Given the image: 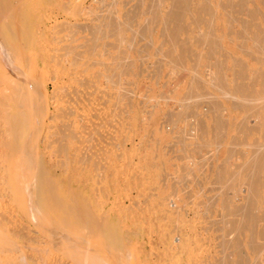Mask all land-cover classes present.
I'll use <instances>...</instances> for the list:
<instances>
[{
    "label": "rangeland",
    "instance_id": "rangeland-1",
    "mask_svg": "<svg viewBox=\"0 0 264 264\" xmlns=\"http://www.w3.org/2000/svg\"><path fill=\"white\" fill-rule=\"evenodd\" d=\"M150 1L2 2L0 58L20 70L22 84L3 78L0 60V264H72L75 256L85 262L100 250L117 264H220L227 254L226 263L255 264L249 245L260 234L249 237L264 220L263 186L254 205L262 212L253 209L257 225L246 223L240 233L244 222L233 224L243 215L235 211L255 199L242 187L258 185L256 173L264 172L253 167V153L264 155V53H255L264 0H211L215 13L198 0H153L149 9ZM186 6L193 10L178 8ZM176 28L189 43L174 38V47L169 35ZM241 73H248L245 80ZM7 167L15 169L7 175ZM225 207L237 220L223 218ZM224 224V231L216 229ZM228 227L236 229L228 243L241 241L242 255L235 244L229 255ZM81 241L90 245L86 254L76 246Z\"/></svg>",
    "mask_w": 264,
    "mask_h": 264
},
{
    "label": "bare ground",
    "instance_id": "bare-ground-1",
    "mask_svg": "<svg viewBox=\"0 0 264 264\" xmlns=\"http://www.w3.org/2000/svg\"><path fill=\"white\" fill-rule=\"evenodd\" d=\"M3 1H4V0H3ZM3 1H2V0L0 1V2H1V3H0V6H1L0 10H4L5 6H4L3 4H5V2L7 3L8 0H7V1L5 0L4 2H3ZM15 1L17 2L18 0H15ZM20 1H22V0H20ZM101 1H102V0H101ZM140 1H142V0H140ZM151 1H152L153 3L157 2V4L160 5L159 0H158V1L155 0V2H154L153 0H151ZM151 1H150V2H151ZM171 1H172V0H171ZM173 1L176 2V0H173ZM177 1H178V0H177ZM196 1H197V0H196ZM198 1H200L201 3H204V6H205V7H203V11H206V12H209V13H213V12L215 13V12H216L215 9H213V8L211 7V5H213V4L210 5L211 0H198ZM2 2H3V4H2ZM9 2H10V1H9ZM144 2H145V0H144ZM152 2H151V3L148 2L149 9H151V7H150L149 4H152ZM162 2H163V1H162ZM165 2H166V1H165ZM175 2H174V3H175ZM141 3L143 4V2H141ZM141 3H140V4H141ZM163 3H164V2H163ZM167 3H168V2H167ZM174 3H172V5H173L172 8L177 9V8L174 7V5H175ZM176 3H177V2H176ZM10 4H11V3H10ZM10 4H9V6H11ZM136 4H138V3H136ZM140 4H139V6H142V5H140ZM144 4H145V3H144ZM230 4H231V3H230ZM237 4H238V3H237ZM237 4H235V6H236ZM2 5H3V6H2ZM152 5H153V4H152ZM163 5H164V4H163ZM163 5H161V7H162ZM6 6H7V4H6ZM135 6H138V5H135ZM139 6H138V8H139ZM221 6L224 7V5H222V4H221ZM227 6H229V4H228ZM227 6H226V7H227ZM231 6H232V5H231ZM3 7H4V8H3ZM142 7L144 8V6H142ZM142 7H140V8H142ZM165 7H167V5H166ZM238 7H240L239 4H238ZM2 8H3V9H2ZM11 8H12V6H11ZM14 8H15V7H14ZM133 8H134V6H133ZM135 8H137V7H135ZM147 8H148V7H147ZM169 8L172 9L171 6H169ZM169 8H168V9H169ZM178 8H180V10H182V11H184V12H188V11H192V10H193V9L191 10V9L188 8L187 6H186V7H178ZM230 8H231V7H230ZM232 8H233V7H232ZM232 8H231V9H232ZM240 8L242 9V7H240ZM149 9H148V10H149ZM152 9H153V8H152ZM156 9L158 10V6L156 7ZM159 9H160V8H159ZM223 9H224V8H223ZM231 9L229 10V12H231V11L233 10V9H232V10H231ZM5 10H6V9H5ZM8 10H9V9H8ZM8 10H7V11H8ZM154 10H155V6H154V9H153V12H154V13L152 12V15H153V16L155 15V13H158L157 10H155L156 12H155ZM216 10H217V9H216ZM225 10H226V9H225ZM227 10H228V9H227ZM238 10H239V12H240V11H243V10H240V9H238ZM130 11H131V10H130ZM132 11H133V9H132ZM136 11H137V10H136ZM136 11L134 10L135 14L139 13V9H138V12H136ZM140 11H141V10H140ZM145 11H147V10H145ZM145 11H144V12H145ZM160 11H161V9H160ZM162 11H164V10L162 9ZM167 11H168V10H167ZM172 11H173V10H172ZM172 11L170 10V12H172ZM177 11H178V10H177ZM2 12H4V11H2ZM9 12H10V10H9ZM144 12L142 11V12H140V13H144ZM148 12H149V11H147L146 13H148ZM150 12H151V11H150ZM175 12H176V11H174V13H175ZM179 12H180V11H179ZM179 12H176V13L179 14ZM235 12H237V11H236V10L233 11V13H235ZM160 13H161V12H160ZM172 13H173V12H172ZM172 13H171V14H172ZM148 14H149V13H148ZM171 14H169V12L167 13V15H170L169 17H172ZM182 14H184V13H182ZM144 15H145V13H144ZM167 15H166V16H167ZM251 15H253V14H251ZM123 16H124V15H123ZM153 16H152V17H153ZM156 16H158V15L156 14ZM254 16H256V15H254ZM132 17H133V15H132ZM139 18H140V15H139ZM147 18H148V17H147ZM253 18H254V17H253ZM130 19H131V18H130ZM133 19H134V18H133ZM133 19H132V20H133ZM152 19H153V18H152ZM152 19H149V20H151V22H152ZM155 19H156V17H155ZM125 20H126V19H125ZM125 20H124V21H125ZM233 20H234V19H233ZM130 21H131V20H130ZM119 22H120V21H119ZM128 22H129V21H128ZM133 22H135V21H133ZM149 22H150V21H149ZM151 22H150V23H151ZM232 22H233V21H232ZM246 22H247V21H246ZM248 22H249V20H248ZM248 22H247V24H248ZM120 23H121V22H120ZM131 23H132V22H131ZM153 23H154V21H153ZM250 23H251V22H250ZM250 23H249V25H247V26H250ZM254 23H255V25H256L257 27H258V25H260V23H258V25H257V22H254ZM100 24H101V23H100ZM100 24H99V25H100ZM129 24H130V23H129ZM129 24H128V26H129ZM139 24H140V23H139ZM145 24H146V23H145ZM145 24H144V25H145ZM169 24H170V23H169ZM242 24H243L245 27H247V26L245 25V22H243ZM118 25H119V24H118ZM120 25H121V24H120ZM97 26H98V25H97ZM136 26H137V25H136ZM145 26H146V25H145ZM145 26H143V27H145ZM153 26H154V25H153ZM170 26H171V24H170ZM256 26H254V27L257 28ZM99 27H100V26H99ZM140 27H141V26H140ZM245 27H244V28H245ZM261 27H262V25H261ZM97 28H98V27H97ZM118 28H119V27H118ZM141 28H142V27H141ZM98 29H99V28H98ZM122 29H123V27H122ZM139 29H140V28H138V30H139ZM142 29H143V28H142ZM142 29H141V30H142ZM153 29H154V28H153ZM177 29H178V28L175 29V30L177 31V33H174L175 31L172 32V29L170 30V31H171L170 34L172 33V35H169V38L171 39L172 36L175 35V37L173 36V41L171 40V42H174V38H175V40H178V38H179V40H178L179 42H178V43H180V40H182V38L179 37V34L181 33V31H180V33H178L179 29H178V30H177ZM92 30H93V29H92ZM99 30H102V29H99ZM144 30H145V28H144ZM144 30H143V31H144ZM146 30H147V28H146ZM146 30H145V31H146ZM150 30H151V29H150ZM248 30H249V29H248ZM261 30H262V28L260 29V31L257 30V31H259V32H258V35H255L257 31H253V32H252V33L255 32L254 35L260 39V40L258 41V38H255V36H254L253 38H255V41L257 40L258 42H260V43L262 44V45H260V47H261V49H263V51H261V49H260L259 47L257 48V44H258V42H257V41H256L257 43L255 42V43H256L255 45H256L257 50H258V49L260 50V52H259V50L257 51V50L255 49V50H256L255 53H259V54H260V53H261V54L264 53V46H263V42H264V30H263V31H261ZM93 31H94V30H93ZM93 31H92V32H93ZM95 31L97 32V30H95ZM114 31L116 32L115 29H114ZM114 31H112V32L114 33ZM251 31H252V29L250 28V32H249V33H251ZM98 32H99V31H98ZM118 32H119V34H120V31H118ZM134 32H135V30H134ZM134 32H133L132 34H134ZM140 32L142 33V31H140ZM243 32H244V29H243ZM246 32H247V31H246ZM116 33H117V32H116ZM173 33H174V34H173ZM252 33H251V34H252ZM92 34H93V33H92ZM165 34H166V35H163V36H166V37H167V36H168V35H167L168 33H165ZM176 34H178V37H177V38H176V36H177ZM101 35H102V33H101ZM109 35H110V34H109ZM109 35H107V37H109ZM114 35H115V34H113L112 36H114ZM117 35H118V33H117ZM140 35H141V34H140ZM151 35H152V34H151ZM94 36H95V35H94ZM105 36H106V35H105ZM110 36H111V35H110ZM119 36H120V35H119ZM144 36H146V35H144ZM170 36H171V37H170ZM243 36H244V35H243ZM243 36H242V37H243ZM107 37H106V38H107ZM114 37H115V36H114ZM139 37H140V36H139ZM142 37H143V36H142ZM166 37H165V39H166ZM98 38H99V37H98ZM98 38H97V40H98ZM101 38H102V37H101ZM150 38H151V37H150ZM251 38H252V36H251ZM253 38H252V39H253ZM140 39H141V38H140ZM244 39H245V36H244ZM244 39H243V40H244ZM89 40H90V39H89ZM91 40H92V39H91ZM130 40H131V42H133V39L130 38ZM204 40H205V39H204ZM92 41H94V39H93ZM139 41H141V40H139ZM150 41H151V40H150ZM183 41H185V40H182V42H183ZM199 41H201V40H199ZM202 41H203V40H202ZM244 41H245V40H244ZM252 41H254V40H252ZM171 42H169V43H171ZM176 42H177V41H176ZM176 42H174V47H176L175 45H177V44H175ZM92 43L94 44V42H92ZM134 43H135V42H134ZM151 43H152V42H151ZM163 43H164V41H163ZM185 43H186V41H185ZM187 43H189V42H187ZM187 43H186V44H187ZM203 43H204V41H203ZM260 43H259V44H260ZM90 44H91V43H90ZM95 44H96V42H95ZM95 44H94V45H95ZM99 44H101V43H99ZM252 44H253V43H252ZM259 44H258V45H259ZM171 45H172V44H171ZM171 45H170V46H171ZM255 45H254V47H255ZM179 46H180V48H181V47L184 48V47H183V43H182V46H181L180 44H179ZM90 47H91V46H90ZM171 47H172V46H171ZM91 48H92V47H91ZM188 48H190V47H188ZM76 49H77V48H76ZM93 49H95V47L92 48V50H93ZM169 49H170V48H169ZM171 49H172V48H171ZM251 49H252V48H251ZM88 50H89V49H88ZM139 50H140V48H139ZM248 50H249V51H245V52H247V53H248V52H249V53L252 52V53H253V51H254V50H251V51H250V49H248ZM74 51H75V48H74ZM89 51H91V50H89ZM95 51H96V50H95ZM93 52H94V51H93ZM71 53H72V51H71ZM75 53H76V51H75ZM75 53H73L72 55H74ZM78 53H79V52H78ZM78 53H77V55H78ZM249 53H248V54H249ZM248 54H247V55H248ZM91 55H92V54H91ZM93 55H94V53H93ZM99 55L101 56L102 54H99ZM74 56H75V55H74ZM263 56H264V55H263ZM77 57H79V56H77ZM80 57H81V56H80ZM215 57H216V56H215ZM254 57H255V56L253 55V58H254ZM225 58H226V56H225ZM253 58H252V59H253ZM257 58H258V56L256 57V60H257ZM260 58H261V57H259L257 61H260V63H261L262 61H261ZM263 58H264V57H263ZM4 59H5V58H4ZM212 59H214V58H212ZM216 59H219V58H216ZM223 59H224V58H223ZM0 60H1V62H2L1 65H2L3 67L6 65V66L4 67L5 69L3 68L4 71H6L5 73H3V74H4V75H3V78L6 77V78H4V79H6V80H8V81L11 80V82L9 81V84H10V83L17 84V85H18V84H22V83H20V82L22 81L20 73L18 72L19 74H18V75L16 74V70L18 71L19 69H16V66H15V65H14V66L10 65L11 67H10V66L8 67L7 64L4 65V61L7 62L6 59L3 61L2 58H0ZM219 60H220V59H219ZM262 60H264V59H262ZM225 61H226V59H225ZM225 61L223 60L222 62H224V63L226 64ZM222 62H221V60H220V63H222ZM7 63H9V62H7ZM220 63L218 62V63H215V65L213 64V65H214L213 67H215V66L218 65V64H219V67H220ZM243 63H244V62H243ZM9 64H10V63H9ZM9 64H8V65H9ZM103 64H105V62H104ZM225 64H224V65H225ZM241 64H242V62L239 63L240 68H241V66L243 65V64H242V65H241ZM244 64H245V63H244ZM207 65H208V64H207ZM209 65H210V64H209ZM209 65H208V66H209ZM234 65H235V64H234ZM237 65H238V64H237ZM106 66H107V65H106ZM211 66H212V65H211ZM221 66H223V63L221 64ZM228 66H229V65H228ZM243 66H244V65H243ZM246 66H248V65L245 64V67H246ZM213 67H210V68H213ZM234 67H235V66H234ZM236 67H237V66H236ZM245 67H242V68H244V70H245ZM17 68H18V67H17ZM217 68H218V66H217ZM222 68H223V67H222ZM222 68H221V69L219 68V70H222ZM225 68H226V66H224V69H225ZM246 68H247V67H246ZM3 69H2V71H3ZM215 69H216V68H215ZM256 69H258V68H255V69H254V70H255V73H256L257 71H261V72H262V70H263V69L261 68L262 70H257V71H256ZM216 70H218V69H216ZM254 70L252 69V72H254ZM19 71H20V70H19ZM222 71H223V70H222ZM222 71H220V72H221L220 76H221V75L224 76V74H225V72H222ZM234 71H235V70H234ZM238 71H240V69H238ZM246 71H248V70H246ZM246 71H245V72H246ZM240 72H242V70H241ZM250 72H251V70H250ZM223 73H224V74H223ZM262 73H263V72H262ZM241 74H243V73H241ZM241 74H239V75H241ZM244 74L248 75V73H244ZM244 74H243V76H240V79H242V77H245V76H246V75H244ZM259 74H261V73L258 72V73L255 75V76H257V78L255 77V78H256L255 81H257V79H258V75H259ZM263 74H264V73H263ZM263 74H261V76H260V75H259V76L262 77ZM225 75H226V74H225ZM253 75H254V74H253ZM224 77L227 78L226 76H224ZM224 77H222V80H223ZM250 77H252V74H251ZM263 77H264V75H263ZM247 78H249V77L247 76ZM247 78H246V79H247ZM243 79L245 80V78H243ZM243 79H242V80H243ZM249 79H250V78H249ZM262 79H263V78H262ZM262 79H259V80H262ZM6 80H5L4 82L7 83ZM16 80H17L18 82H17ZM222 80H221V77H220V81H222ZM224 80H226V79H224ZM12 81H13V82H12ZM14 81H15V83H14ZM226 81H227V80H226ZM226 81H224V82H226ZM262 81H263V80H262ZM224 82H223V87H224V86H227V85H225L226 83L224 84ZM252 82L256 84L258 81H257V82H254V81L252 80ZM252 82H249V88H250V86H253V85H254V84H253V85H250V83L252 84ZM6 83H5V85L7 86ZM221 83H222V82H221ZM227 83H228V82H227ZM260 83H261V82H258L257 84L259 85ZM263 83H264V81H263ZM10 85H11V84H10ZM263 85H264V84H262V87H263ZM243 86L245 87V85H243ZM243 86H242V87H243ZM8 87H9V86H8ZM14 87H15V86H14ZM228 87H229V86H228ZM246 87H247V85H246ZM253 87H254V86H253ZM253 87H252V88H253ZM262 87H261V85H260V89H259V91H261V88H262ZM6 88H7V87H6ZM9 89H10V88H9ZM9 89L7 88L6 90L9 91ZM13 89H14V88H13ZM224 89H225V87H224ZM241 89H242L241 91H242V92H245V93L248 91L247 93H248V95H250V92H251V91L249 92V90H246L245 88H244V89H245L246 91H244L243 88H241ZM250 89H251V88H250ZM256 89H258V88L256 87ZM263 89H264V88H262V91H263ZM11 90H12V89H11ZM227 91H229V90H227ZM241 91H240L239 93H242ZM255 91L257 92V90H255ZM255 91H254V93H252L253 91L251 92V93H252L251 96L254 95L253 97H255L256 95H259L260 92L258 91V93H255ZM262 91H261V92H262ZM13 92H14V91L10 92V93H12V95H11L10 93H9V95L14 96L15 93L13 94ZM234 93H236V91H235ZM247 93H246V94H247ZM262 93H264V91H263ZM262 93H260V95H261ZM246 94H245V95H246ZM255 94H256V95H255ZM4 95L6 96V98L8 97V96H7L8 94H4ZM243 95H244V93H243ZM245 95H244V96H245ZM260 95H259V96H260ZM262 95H264V94H262ZM251 96H250V97H251ZM256 97H257V96H256ZM4 98H5V97H4ZM6 98H5V99H6ZM8 98H9V100L12 99V97H11V98L8 97ZM8 98H7V99H8ZM260 98H263V96H261ZM216 100H218V99H216ZM218 102H219V100H218ZM218 102H215V103H218ZM220 107H221V106H220ZM216 108L218 109V108H219V105H218V107H216ZM263 108H264V106H263ZM263 108L261 107V109H263ZM263 110H264V109H263ZM263 110H262V111H263ZM73 113H74V112H73ZM67 115H68V117H69V114H67ZM72 115H73V114H72ZM65 118H67V117H65ZM261 118H262V116H261ZM65 120H66V119H65ZM67 121H68V120H67ZM67 121H66V122H67ZM75 121H76V119H75ZM256 122H257V121H256ZM262 123L264 124V122H262ZM67 124H69V123H67ZM254 124H255V122H254ZM254 124L251 125V128L249 127L250 130L253 129V128H252L253 126L256 128V125H254ZM260 126H261V124H260ZM263 126H264V125H263ZM258 129H259V131H260L261 128H257V130H258ZM253 130H255V129H253ZM251 131H252V130H251ZM255 131H256V130H255ZM263 133H264V128H263ZM263 133H262V135H264ZM66 134H67V133H66ZM263 140H264V138H263ZM257 145H258V144H257ZM258 146H259V145H258ZM258 148L260 149V147H258ZM263 149H264V148H263ZM260 150H261V149H260ZM232 151H233V150H232ZM259 152H260V151H259ZM231 153L233 154V152H230V154H231ZM234 153H235V152H234ZM236 153H237V154H233V155H235V156L238 155V152H236ZM239 153L241 154V152H239ZM262 153H263V151H261V153L258 154V150H257L256 152H254L253 154L256 155V159H255V160H254L255 155H254L253 158H252V156L250 157V158H252V161L254 160L253 162H255V163H254L255 165L253 164V162L251 163V161H250L251 159H250V158H249L250 160L247 161L249 164L254 165L253 167L256 166V167L258 168L259 171H260V169H262V170L264 171V155H263ZM242 154H243V153H242ZM257 154H258V155H257ZM242 156H243V155H242ZM240 157H241V156H240ZM243 159H244V158H243ZM243 163H244V162H243ZM248 163H247V166L245 165L246 168H247V167L249 168V166H252V165H249ZM16 166H17V165H16ZM16 166H14V167H16ZM12 167H13V166H12ZM253 167H251V168H252V169H255V168H256V167H255V168H253ZM248 168H247V170H248ZM257 168H256V169H257ZM5 169H8V167L5 168ZM14 169H15V168H14ZM14 169L12 168V170H10V168H9V169H8L9 171H8V170H5V172H6L7 175H8V173L11 174L10 172H13ZM16 169H17V168H16ZM249 169H250V168H249ZM250 170H251V169H250ZM250 170H249V172H250ZM258 170H254V171L257 172ZM7 171H8V172H7ZM251 171H252L251 174H254L253 170H251ZM260 172H261V171H260ZM24 173H26V172H24ZM251 174H250V175H251ZM262 174H264V172L261 173V174L258 173V172L256 173L257 177L261 180V181L259 180L260 183H259L258 185L254 186V184H250V185L247 184V185H244V187L241 186V187H242L241 190L244 191L245 194H246V193H247V194L250 193V194H249V195H250V198H251L253 195H255V197H254L255 199H254V200H252V199H253V197H252L251 200H247V201H245V203H247V202L249 201L248 203H250V204H252V205L250 206V204H249V205L247 204V205H245L244 208H238V209L236 210V207H238V205H237V204H234V205H235V206H234L235 209H234V208H231V207L229 208V211H230L231 209H232V211H233V209H234V211L236 210L235 212H237L238 214H239V212H241V215L243 214L242 216H239L240 214H239V215L237 214V216H236V213L234 212L236 217L239 216V217L242 218V219L240 218L241 220H237V219L233 216V214L231 215V217H232V216L234 217V219H232V220H234V221L237 220V221H235L236 224H235V223H234L235 225L233 224L234 227L236 226V227L238 228V224L240 225V224H241L240 222H242V221L244 222V223H242L243 226L240 225L239 228H238V231H239L240 233H242L243 230L247 231V229H248V228L244 227V224L246 225V223H248V226H250L249 223H250V222H253L252 224H256V225H257L256 222H257V221H258V222L260 221V220L257 219V217H258V214H259L260 212H262V211L259 210V209H257V206H254V205H255V203L257 204V202H260V200L257 201L258 198H261V197H262L261 199H264V198H263L264 196H261V197H260V196L258 195L259 192H260L259 190H262V188L264 187V178L262 177ZM23 175H24V174H23ZM23 175H22V176H23ZM27 176H28V175H27ZM263 176H264V175H263ZM17 179H18V178H17ZM20 180H21V179H20ZM4 184H6V183H4ZM4 184H2V185H4ZM8 184H9V183H8ZM8 184H7V185H8ZM230 185H232V184H230ZM233 186H234V185H233ZM261 186H263V187H261ZM7 187L10 188V186H7ZM7 187H4V188H5V189H8ZM241 187H240V188H241ZM260 188H261V189H260ZM231 189H232V188H231ZM231 189H230V190H231ZM238 189H239V188H238ZM238 189H237V190H238ZM230 190H228V191H230ZM232 190H233V189H232ZM6 191H7V190H6ZM228 191H227L226 193H228ZM235 191H236V190H235ZM235 191H234V192H235ZM242 191H240V192H242ZM262 191H263V190H262ZM262 191H261V193H263ZM8 193H9V192H7V194H8ZM261 193H260V194H261ZM247 194H246V195H247ZM11 195H12V193H11ZM11 195L8 194L7 197H10ZM234 195H235V193H234ZM234 195H233V196H234ZM246 195H245V196H246ZM249 195H247L246 198H247V197L249 198ZM261 195H262V194H261ZM235 196H236V195H235ZM245 196H244V197H245ZM258 196H259V197H258ZM229 197H230V196H229ZM229 197H228V198H229ZM256 197H257V198H256ZM4 198H5V196H4ZM225 198H226V197H225ZM246 198H245V199H246ZM250 198H249V199H250ZM230 199L232 200V199H234V198H233V197H232V198L230 197ZM236 199H237V198H236ZM245 199H244V200H245ZM228 200H229V199H228ZM231 200H230L229 203H231ZM1 201H2V200H1ZM225 201H227V199H225ZM251 201H252V202H251ZM226 203H228V202H226ZM229 203H228V204H229ZM263 203H264V200H263ZM263 203H261L262 206H263ZM226 205H227V204H226ZM227 207H228V206H227ZM259 207H260V206H259ZM225 208H226V207H225ZM254 208H256L257 212H258V210H259L258 214H257L256 211H254V210H255ZM263 208H264V207H263ZM253 209H254V210H253ZM260 209H262V208H260ZM223 210H225V209H223ZM227 210H228V209L226 208V213H223L222 216H223L224 214H227V215H224L223 218L225 219V217H226V219L228 220V219H229V213L227 212ZM239 210H240V211H239ZM232 211H231V212H232ZM262 213H264V212H262ZM262 213H261V214H262ZM219 214H220V211H219ZM261 214H259V215H260L259 217H260L261 220H262V219H264V218H262V217H264V214H263V216H261ZM220 216H221V215H220ZM227 217H228V218H227ZM231 217H230V219H231ZM233 217H232V218H233ZM239 217H238V218H239ZM259 217H258V218H259ZM260 218H259V219H260ZM220 219H221V218H220ZM224 219H223V220H224ZM226 219H225V220H226ZM230 219H229V220H230ZM256 219H257V220H256ZM218 220H219V219H218ZM218 220H217V221H218ZM223 220L221 219L220 223H221V222L223 223V222L225 221V220H224V221H223ZM232 220H231V221H232ZM250 220H252V221H250ZM231 221H228V223L231 222ZM234 221H232V222H234ZM255 221H256V222H255ZM263 221H264V220H263ZM263 221H262V222H263ZM225 222H226V221H225ZM225 222H224V223H225ZM254 222H255V223H254ZM262 222H259V223H262ZM216 223H219V221L216 222ZM226 223H227V222H226ZM226 223H225V224H226ZM228 223L226 224L227 226H228ZM259 223H258V225H259ZM225 224L222 225V226H218V228H216V229L219 230V227H221V231H224L225 228H222V227L225 226ZM230 224L232 225V223H230ZM258 225H257V227L254 226V227H256V228H254L253 225H252V228H254L256 232H255L254 230L251 229V230L254 231V232H253V234H252V232H250L252 235H251L249 238L251 239L252 236H253V237H252L251 240H253L254 238H256L255 235H254V234L256 233V235H257V234H260V236H258L257 239L259 238L260 240H262V239H263V240L260 241V240L258 239L259 241L257 240V242H255V241H254V242H251L253 245H249V248H250V249H253L252 251H254L255 254H256L255 261H254L255 264H264V227H263L262 229H260V230H259V229L257 230ZM261 225H262V224H261ZM263 225H264V224H263ZM227 226H225V227L227 228ZM233 226H231V227H233ZM241 226H242V228H241ZM246 226H247V225H246ZM229 227H230V225H229ZM229 227H228V229H229ZM243 227L246 228V229H243ZM261 227H262V226H261ZM222 229H223V230H222ZM233 229H235V228H233ZM233 229H232V228L229 229V231L231 232V233H229V235H228V234H227V236H226V234L223 235V236H226V237H224V240H225V238H226V240H227V241H225V242H227V243L225 244V246H226L227 248H228V247L230 248L233 244H235L236 246H234L235 249H233V250L237 251L238 254L240 253L239 255H242V252L244 251V248H241V247H243V245H241L242 243H241V241H239L240 238H236V237H235V242H236V239H237V241H239V242H236V243H238V244L240 243L238 246L241 245V247H240V249H238V250L241 251V249H242L243 251H241V252H238V250H236V248H239V247L237 246L236 243H232V244H229V243H228V242H229L228 239L230 238V236L232 235V233H233V235H234V231L232 232ZM239 229H240L241 231H240ZM242 229H243V230H242ZM249 229H250V228H249ZM235 230H236V229H235ZM227 231H228V230H227ZM238 231H236V234H237ZM225 232H226V231H225ZM226 233H228V232H226ZM223 234H224V233H223ZM230 234H231V235H230ZM233 235H232V236H233ZM237 235H239V234H237ZM237 235H235V236H237ZM243 235H244V233H243ZM4 236H5V235H4ZM4 236H3V234H2V232H1V230H0V245H1L2 242L4 241ZM228 236H229V237H228ZM240 236H241V235H240ZM240 236H238V237H240ZM233 238H234V237H233ZM233 238H230V241H231V239L234 240ZM191 240H192V238H191ZM240 240H241V239H240ZM251 240H250V241H251ZM244 241H245V240H244ZM231 242H232V241H231ZM190 243H191V242H190ZM193 243H194V242H193ZM85 244H86V245H85ZM85 244H84L83 241H81V246H80V244H79L78 242H77V245H76V246H77L78 248H80V249H81V247H82L83 252L86 254V246H90V245H89L88 243H85ZM101 244H102V243H101ZM105 244H106V243H105ZM179 244H180V243H178V245H179ZM249 244H250V242H249ZM102 245H104V243H103ZM180 245H181V244H180ZM184 245H185V244H184ZM190 245H191V244H190ZM245 245H246V244H245ZM188 246H189V245H187V247H188ZM251 246H252V247H251ZM178 247H179V246H178ZM187 247L185 246V248H187ZM189 247H190V246H189ZM191 247H192V246H191ZM221 247H223L222 244H221ZM106 248H107V247H106ZM193 248H194V247H193ZM223 248H224V249H223ZM223 248H222V249L225 250V247H223ZM229 248H228L229 255H230V254H233V253H231V251H232L231 248H230L231 251L229 250ZM101 249H102V248H101ZM103 249H104V248H103ZM194 249H195V248H194ZM194 249H193V250H194ZM108 250H109V249H108ZM108 250H107V252H109ZM180 250H182V251H181V254H183L182 252H185V251H183V250H185L184 248H181ZM186 250H188V249H186ZM103 251H105V250H103ZM103 251L100 250V252L97 253V254H98L97 256H95L92 260H88V261L85 260V262L80 261V255H78V257L75 256V257L73 258V263H72V264H117V263H116V260H115L114 258L110 257V256H112V255H110V254H109V255H106V254L102 253ZM245 251H246V249H245ZM221 252H222V251H221ZM232 252H234V251H232ZM187 253H188V252H187ZM192 253H193V252H192ZM192 253H191V254H192ZM246 253H248V252H246ZM246 253H244V255H245ZM226 254H227V253H226ZM226 254L224 253V256H226ZM238 254H236V256H238ZM252 254H253V253H252ZM187 255H188V254H187ZM193 255H194V254H193ZM244 255H243V257H245ZM231 256H233V255H231ZM227 257H228V254H227ZM227 257H225L224 260L222 259L224 263H226L225 260L227 259ZM229 257H230V256H229ZM229 257H228V258H229ZM238 257H239V256H238ZM247 257H248V256H247ZM247 257H245V259H247ZM192 258H193V257H192ZM232 258H233V257H232ZM232 258H230V259L232 260ZM249 258H250V257H249ZM249 258H248V260H249ZM173 259H174V257H173ZM237 259H238V260H237ZM176 260H177V259H176ZM185 260H186V259H185ZM222 260H220V261H221L220 264L223 263ZM233 260L235 261V257H234ZM236 260L239 261V262H242V258L240 259V258H237V257H236ZM240 260H241V261H240ZM243 260H244V259H243ZM248 260H246V261H248ZM177 261H178V260H177ZM227 261H228V259H227ZM234 261H232V262H234ZM246 261H245V262H246ZM249 261L251 262V259H250ZM174 262H175V261H174ZM184 262H185V261H184ZM229 262H230V260H229ZM64 263H65V262H63V264H64ZM218 263H219V262H218ZM230 263H231V262H230ZM236 263H238V262H236ZM65 264H67V263H65ZM226 264H229V263H226ZM231 264H233V263H231ZM238 264H241V263H238ZM243 264H244V263H243ZM246 264H247V262H246ZM252 264H254V263H252Z\"/></svg>",
    "mask_w": 264,
    "mask_h": 264
}]
</instances>
